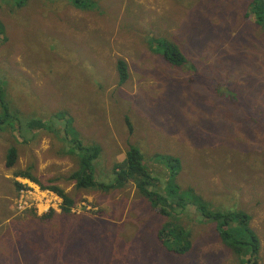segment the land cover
Segmentation results:
<instances>
[{"label": "rangeland", "instance_id": "374dc122", "mask_svg": "<svg viewBox=\"0 0 264 264\" xmlns=\"http://www.w3.org/2000/svg\"><path fill=\"white\" fill-rule=\"evenodd\" d=\"M92 1L0 0V91L11 117L0 129V264H240L193 207L162 217L132 181L77 189V141L101 148L94 176L105 186L131 145L161 193L171 182L212 210L248 213L264 264V26L253 0ZM153 40L176 45L185 64L166 61ZM36 120L50 128L32 129ZM164 156L180 158V172ZM39 183L70 196L71 212ZM168 222L190 234L182 257L159 243Z\"/></svg>", "mask_w": 264, "mask_h": 264}, {"label": "trees", "instance_id": "16d2710c", "mask_svg": "<svg viewBox=\"0 0 264 264\" xmlns=\"http://www.w3.org/2000/svg\"><path fill=\"white\" fill-rule=\"evenodd\" d=\"M77 8H84L87 6L94 7L95 2L92 0H71ZM18 4L22 5L24 0H17ZM257 22L264 26V0H253L250 6ZM5 32L3 24L0 22V38ZM155 46L153 51L161 55L166 61L172 65L181 66L185 64V57L181 50L176 45L169 42H162L153 40ZM117 71L119 75L120 85H124L130 78L128 65L125 61L120 60L117 63ZM0 104L3 109V114L0 117V129L8 126L11 117L9 115V106L3 98L2 90L0 91ZM58 115V114H57ZM264 119V117H263ZM260 120H262L260 118ZM264 124V120L262 123ZM33 128H50L47 122L36 120L29 123ZM65 138L74 143L75 138L70 139V135L66 130ZM72 151L78 158V170L71 176L70 180L74 181L77 189L92 190V189H115L125 187V185L132 181L136 184L137 191L140 195L146 198L154 210L165 218L173 215L176 217L186 212L190 207H193L201 216L202 220L215 223V230L217 232L220 242L240 259V264H258V257L260 252V240L255 230L251 226V216L244 211H228V210H212L202 198L196 197L191 190L185 191L184 195L179 192L182 190L174 183H164V193H161L159 188L161 180L155 176L154 170L149 171L144 164V156L140 150L133 146H129L126 153L125 160L114 167V181L108 186L99 183L95 179L94 162L101 155V148L99 146H84L80 141L73 145ZM163 161L171 169L179 171L180 158L164 156ZM18 151L12 147L7 152L6 166L13 168L17 164ZM176 168V169H175ZM157 172V171H156ZM18 177L31 178L28 173H17ZM36 182V181H32ZM20 189L23 185L17 183ZM40 185V183H39ZM41 186V185H40ZM44 190L51 191L63 199L62 211L64 213L71 212L75 205L74 200L65 194L62 189L57 186L43 187ZM158 233L160 245L174 256L182 257L192 249L190 241V234L184 231V226L181 223L171 224L167 223L162 226ZM17 256V253L15 252ZM248 257V258H246ZM3 259L0 258V263ZM7 264H10L7 262Z\"/></svg>", "mask_w": 264, "mask_h": 264}]
</instances>
